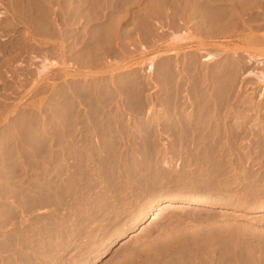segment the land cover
Masks as SVG:
<instances>
[{
	"label": "rangeland",
	"instance_id": "rangeland-1",
	"mask_svg": "<svg viewBox=\"0 0 264 264\" xmlns=\"http://www.w3.org/2000/svg\"><path fill=\"white\" fill-rule=\"evenodd\" d=\"M0 264H264V0H0Z\"/></svg>",
	"mask_w": 264,
	"mask_h": 264
},
{
	"label": "bare ground",
	"instance_id": "bare-ground-1",
	"mask_svg": "<svg viewBox=\"0 0 264 264\" xmlns=\"http://www.w3.org/2000/svg\"><path fill=\"white\" fill-rule=\"evenodd\" d=\"M236 4V3H235ZM76 6V5H75ZM191 6H192V4H191ZM228 9V8H227ZM222 10V9H221ZM214 11V10H213ZM232 11V10H231ZM223 13V12H222ZM236 13V12H235ZM231 14V13H230ZM171 15V14H170ZM165 16V15H164ZM199 16H201V15H199ZM169 17V16H168ZM220 17V16H219ZM165 18V17H164ZM177 18V17H176ZM234 19V18H233ZM199 22V21H198ZM205 22V21H204ZM210 24V23H209ZM176 26V25H175ZM210 26V25H209ZM213 26V25H212ZM176 28V27H175ZM223 28V27H222ZM220 29V28H219ZM79 38V37H78ZM81 39V38H80ZM177 41H179L180 39L179 38H175ZM68 40V39H67ZM176 40H175V42H176ZM193 40V39H192ZM174 41V40H173ZM181 41V40H180ZM254 41H256L255 39H254ZM258 41V40H257ZM256 41V42H257ZM78 42V41H77ZM178 43V42H177ZM171 44H172V42H171ZM69 45V44H68ZM213 53H214V51H213ZM194 55V54H193ZM211 55V54H210ZM212 56V55H211ZM215 56H216V54H215ZM218 57V56H217ZM197 58V57H196ZM209 58V57H208ZM87 60V59H86ZM202 61V60H201ZM221 61V60H220ZM235 62V61H234ZM85 63V62H84ZM90 63V62H89ZM208 63V62H207ZM175 64V63H174ZM213 67V66H212ZM47 68V67H46ZM43 70V69H42ZM44 70H45V68H44ZM198 72V71H197ZM260 73V72H259ZM261 77V76H260ZM210 78V77H209ZM233 78V77H232ZM177 79V78H176ZM211 79V78H210ZM262 79V78H261ZM221 80V79H220ZM234 80V79H233ZM233 83V82H232ZM196 87V86H195ZM184 90V89H183ZM201 91V90H200ZM223 92V91H222ZM178 93V92H177ZM225 93V92H224ZM193 94V93H192ZM172 95V94H171ZM227 97V96H226ZM195 204L197 203V204H205L206 205V203H204L202 200H197V201H195L194 202ZM173 204H167V205H165V206H163V208L164 209H170V208H172V207H174V206H172ZM184 208H188L189 206H183ZM160 209V208H159ZM133 238V237H132ZM26 258V257H25Z\"/></svg>",
	"mask_w": 264,
	"mask_h": 264
}]
</instances>
